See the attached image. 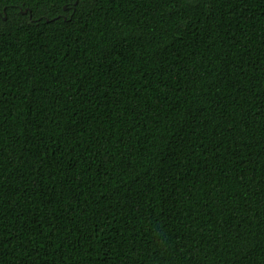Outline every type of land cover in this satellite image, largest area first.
<instances>
[{"label": "trees", "instance_id": "obj_1", "mask_svg": "<svg viewBox=\"0 0 264 264\" xmlns=\"http://www.w3.org/2000/svg\"><path fill=\"white\" fill-rule=\"evenodd\" d=\"M0 264H264V0H0Z\"/></svg>", "mask_w": 264, "mask_h": 264}, {"label": "water", "instance_id": "obj_2", "mask_svg": "<svg viewBox=\"0 0 264 264\" xmlns=\"http://www.w3.org/2000/svg\"><path fill=\"white\" fill-rule=\"evenodd\" d=\"M6 18V17H5Z\"/></svg>", "mask_w": 264, "mask_h": 264}]
</instances>
